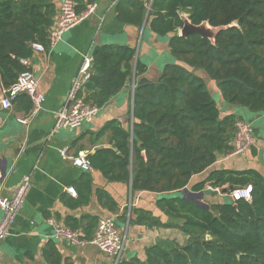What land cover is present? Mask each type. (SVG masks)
Here are the masks:
<instances>
[{"label":"trees","instance_id":"trees-1","mask_svg":"<svg viewBox=\"0 0 264 264\" xmlns=\"http://www.w3.org/2000/svg\"><path fill=\"white\" fill-rule=\"evenodd\" d=\"M76 3L81 12L95 0ZM115 10L122 23L142 26L149 20L153 33L170 36L175 61L164 66L157 81L136 85L131 129L111 119L94 133L96 141L107 136L108 142L90 161L109 181L131 184L134 192L180 191L220 155L233 151L236 122L243 119L236 113L222 115L206 81L193 69L205 70L228 104L264 113V0H119ZM181 12L195 25L209 21L229 27L221 29L214 42L198 32L182 36ZM57 15L54 0H0V95L21 73L31 71L23 60L34 58V43L50 46L49 31ZM135 59L136 49L128 45L96 46L80 95L103 107L134 72L146 74L147 65L140 60L135 65ZM20 96L30 113L31 99ZM208 184L223 193L251 184V199L223 200L206 208L180 195H166L156 205L168 216L167 222L150 210L132 208L135 217L130 224L178 228L188 240L181 244L160 238L145 248L144 259L122 258L118 264H264V175L254 168L212 169L192 190L202 191ZM73 185L77 197L63 194L61 201L74 208L88 203L93 191L91 173L85 172ZM96 193L104 208L118 210L107 191L97 189ZM98 221V216L91 215L65 217V224L82 231L88 240ZM43 254L49 264L62 263L52 240Z\"/></svg>","mask_w":264,"mask_h":264},{"label":"crops","instance_id":"crops-1","mask_svg":"<svg viewBox=\"0 0 264 264\" xmlns=\"http://www.w3.org/2000/svg\"><path fill=\"white\" fill-rule=\"evenodd\" d=\"M54 1L59 14L62 0ZM118 2L119 0H95L97 7L92 15L66 31L61 39L50 44L45 51L34 49V58L28 65L38 79V88L45 95V101L41 110L27 124L19 120L29 116L23 96L19 95L10 108L0 107V190L4 195H12L24 176H31V188L12 226L11 234L0 240V264H49L43 249L51 240L55 242L62 257L61 264H114L111 256L90 242L75 245L65 238L56 237L54 227L48 220L56 218L65 224L67 216L81 218L85 215L98 216L99 219L115 216L125 239L122 258L144 259L145 248L158 239H175L179 242L186 236L178 228H149L130 224L131 217H135L132 208L150 210L163 222H167L169 218L156 205L157 199L170 194H180L192 199L193 193H196L192 186L204 180L212 169L254 168L264 175V136H261L260 127L254 128L255 147L241 155H220L206 171L192 177L190 183L182 189L186 190L185 193L181 190L171 193L134 192L131 184L111 182L99 170L85 171L75 166L71 160L63 158L61 149L65 147L70 156H75L81 151L93 154L99 147L106 146L108 137L104 136L103 141H96L94 133L108 120L118 119L127 129L132 128L134 120L132 88L137 83L132 76L126 86L100 108L92 122L54 132L57 113L65 104L85 57H92L93 50L98 45H128L136 49L134 64L140 60L147 65L146 74L136 75V81L144 77L149 81H156L163 69L145 57L154 50L159 54L162 50L170 51V36L166 38L153 33L149 20L142 26L119 21L115 10ZM237 110L240 108L230 105L222 110V115L236 113ZM251 121H260L264 126V113L254 112L251 114ZM85 172H90L93 179L89 202L76 208L66 206L61 201V196L66 194L76 198L68 189L74 187L73 184ZM97 189H104L116 201V212L100 204ZM3 214L0 208V221Z\"/></svg>","mask_w":264,"mask_h":264},{"label":"built area","instance_id":"built-area-1","mask_svg":"<svg viewBox=\"0 0 264 264\" xmlns=\"http://www.w3.org/2000/svg\"><path fill=\"white\" fill-rule=\"evenodd\" d=\"M76 5V0H62L59 14L49 31L51 44L61 39V36L66 31L92 15L97 7L96 3H92L85 10L78 12ZM33 48L38 51H45L46 49L41 43H34ZM23 62L25 64L29 63L28 60H23ZM91 62L92 57L86 56L84 64L70 88L65 104L57 113L54 132L61 129L80 127L85 123L92 122L98 115L101 107L87 102L84 96L80 95L90 75ZM135 88L136 85L134 84L132 88L133 92ZM21 94H26L33 103L29 116L19 119L22 123L27 124L30 118L34 117L41 110L45 101V95L39 91L38 79L32 71L21 73L16 82L3 91L0 95V107L10 108L16 97ZM232 145L234 149L228 154L229 156L243 154L256 145L254 129L243 119L236 122V132L232 139ZM61 154L64 159L71 160L75 166L85 171H92L94 169L88 155L89 153L86 151H81L75 156H70L68 148L65 147L61 149ZM30 188L31 176L26 175L17 185L12 195H4L0 190V208L4 212L0 221V240L11 234L12 226L24 205ZM206 188L221 195L225 194L231 201H236L241 198L251 199L253 187L249 184L244 187L233 188L229 193H223L220 187H213L209 184ZM68 191L73 196H77V191L74 187H70ZM48 220L54 227L56 237L65 238L75 245H84L90 242L96 245L103 253L111 256L114 259V264H118L122 259L125 249V239L118 228L115 216L110 215L100 218L93 237L90 240L84 237L82 231L73 230L56 218H49Z\"/></svg>","mask_w":264,"mask_h":264},{"label":"rangeland","instance_id":"rangeland-1","mask_svg":"<svg viewBox=\"0 0 264 264\" xmlns=\"http://www.w3.org/2000/svg\"><path fill=\"white\" fill-rule=\"evenodd\" d=\"M164 37L167 38V36H164ZM145 58L147 60H149L150 62L151 61L156 62L157 65L161 66L162 69L166 65V63H173L175 61V59L171 55L170 51H168V50L167 51L162 50L160 52V54L157 52V50L156 51L154 50L150 53V55L146 56ZM152 70H153V67H152ZM192 71H194L195 74L204 78V80L207 83V88L213 94V96L216 99V101L218 102V105L220 106L221 110H224L225 108L230 106V104H228L223 99L221 90L218 87L217 82L215 80H212L208 76V74L205 72V70L197 68V69H193ZM238 108H240V110H237L236 114L238 116H241L245 122L249 123L253 129L256 127H258V128L260 127L261 136H264V126L260 123V121H254V122L251 121V114H253L254 112L248 110L245 107L238 106ZM239 155H241V154H239ZM220 164H223V162H220ZM176 195H178V194H176ZM223 200L229 201L230 198L225 194L221 195V194H219L217 192H213L207 188L205 189V193L202 196H200L198 199V201L200 203L206 205L209 208H211L214 204L221 202ZM185 236L186 237L184 238V240H179V243L184 244L187 242L188 236L186 234H185Z\"/></svg>","mask_w":264,"mask_h":264},{"label":"water","instance_id":"water-1","mask_svg":"<svg viewBox=\"0 0 264 264\" xmlns=\"http://www.w3.org/2000/svg\"><path fill=\"white\" fill-rule=\"evenodd\" d=\"M181 16L184 20V26L180 29L179 31V34L182 35V36H187L188 34L192 33V32H198L200 33L202 36L204 37H207L209 38L212 42L215 41V37L217 35V33L223 29V28H227L229 26H213L209 23V21H204L202 22L201 24H198V25H195L193 24L190 19H189V15L185 12H181ZM237 23L234 22L232 25H236ZM133 79H134V82L137 83V85H141L145 82H148V78L144 77V78H141L140 80L136 81V72H134L133 74ZM89 157H91V153L88 154ZM183 193L186 192V190H181ZM204 194V190L202 191H198L196 193H193V196L192 199L190 200H193L195 203H197L198 205L200 206H203V207H206V208H209L207 207L206 205L200 203L198 201L199 197L202 196ZM183 198L185 199H188L186 196H184ZM185 221V220H184Z\"/></svg>","mask_w":264,"mask_h":264}]
</instances>
